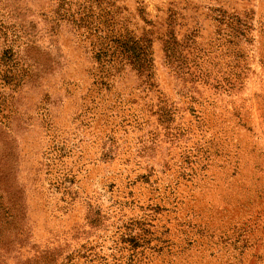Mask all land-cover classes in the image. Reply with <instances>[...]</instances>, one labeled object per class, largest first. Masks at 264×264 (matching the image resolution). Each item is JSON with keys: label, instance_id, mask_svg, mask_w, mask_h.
<instances>
[{"label": "rangeland", "instance_id": "obj_1", "mask_svg": "<svg viewBox=\"0 0 264 264\" xmlns=\"http://www.w3.org/2000/svg\"><path fill=\"white\" fill-rule=\"evenodd\" d=\"M0 264H264V0H0Z\"/></svg>", "mask_w": 264, "mask_h": 264}]
</instances>
